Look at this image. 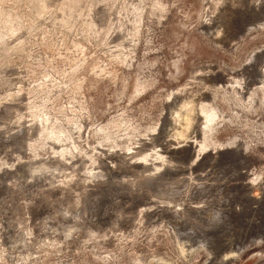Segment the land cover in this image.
<instances>
[{
    "label": "rangeland",
    "instance_id": "374dc122",
    "mask_svg": "<svg viewBox=\"0 0 264 264\" xmlns=\"http://www.w3.org/2000/svg\"><path fill=\"white\" fill-rule=\"evenodd\" d=\"M0 264H264V0H0Z\"/></svg>",
    "mask_w": 264,
    "mask_h": 264
}]
</instances>
